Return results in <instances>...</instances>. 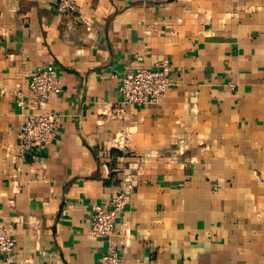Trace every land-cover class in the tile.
Segmentation results:
<instances>
[{"label": "crops", "instance_id": "0c3cea01", "mask_svg": "<svg viewBox=\"0 0 264 264\" xmlns=\"http://www.w3.org/2000/svg\"><path fill=\"white\" fill-rule=\"evenodd\" d=\"M0 0V225L7 264H264V0ZM171 66L158 103L119 94L128 69ZM55 67L50 145L20 153L30 76ZM30 106V101L27 102ZM106 238L93 208L126 181ZM0 264H5L0 260Z\"/></svg>", "mask_w": 264, "mask_h": 264}, {"label": "built area", "instance_id": "2783aa9c", "mask_svg": "<svg viewBox=\"0 0 264 264\" xmlns=\"http://www.w3.org/2000/svg\"><path fill=\"white\" fill-rule=\"evenodd\" d=\"M73 9L71 0H59L57 10L60 14ZM171 66L160 62L154 68L135 67L124 72L119 84V94L123 103L142 107L148 103H158L174 83L170 75ZM62 82L55 67H44L30 76L27 85V100L24 93L15 88L11 94L26 113L18 134L19 152L36 153L47 148L53 140L60 121V115L46 108V102L60 95ZM30 101V106L27 102ZM134 187L132 180L126 181L111 195L104 206H95L89 224V234L95 238H106L115 231L117 219L131 201ZM16 247V239L10 226L0 225V260L7 264ZM101 264H128L113 251L105 252Z\"/></svg>", "mask_w": 264, "mask_h": 264}]
</instances>
